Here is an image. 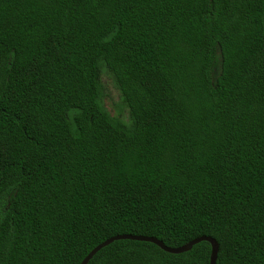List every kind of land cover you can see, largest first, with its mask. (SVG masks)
<instances>
[{"label":"trees","instance_id":"obj_1","mask_svg":"<svg viewBox=\"0 0 264 264\" xmlns=\"http://www.w3.org/2000/svg\"><path fill=\"white\" fill-rule=\"evenodd\" d=\"M121 235L264 264V0H0V264ZM210 257L125 240L89 264Z\"/></svg>","mask_w":264,"mask_h":264},{"label":"water","instance_id":"obj_2","mask_svg":"<svg viewBox=\"0 0 264 264\" xmlns=\"http://www.w3.org/2000/svg\"><path fill=\"white\" fill-rule=\"evenodd\" d=\"M136 241V242H145V243H151L159 247L161 250H163L166 253L173 254V255H180L184 253L190 252L194 246L202 243V242H207L211 245V257H210V264H217L218 260V255L220 251V246L216 240H214L211 237H199L188 244L179 247V248H170L167 247L163 242L156 238L152 237H145V236H132V235H121V236H116L113 237L102 244L98 245L95 249H93L87 256L84 258V260L81 262V264H89L92 259L104 248L110 246L114 242L117 241Z\"/></svg>","mask_w":264,"mask_h":264},{"label":"rangeland","instance_id":"obj_3","mask_svg":"<svg viewBox=\"0 0 264 264\" xmlns=\"http://www.w3.org/2000/svg\"><path fill=\"white\" fill-rule=\"evenodd\" d=\"M104 87H105V107L111 113L112 115H118L122 114L125 118L127 116V112L122 106L119 92L114 86L113 81L111 78L107 75L104 74L102 77Z\"/></svg>","mask_w":264,"mask_h":264}]
</instances>
